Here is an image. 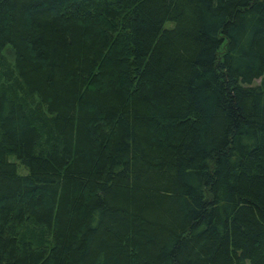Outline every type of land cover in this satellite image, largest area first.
Returning <instances> with one entry per match:
<instances>
[{"label": "trees", "instance_id": "obj_1", "mask_svg": "<svg viewBox=\"0 0 264 264\" xmlns=\"http://www.w3.org/2000/svg\"><path fill=\"white\" fill-rule=\"evenodd\" d=\"M246 262L264 0H0V264Z\"/></svg>", "mask_w": 264, "mask_h": 264}, {"label": "rangeland", "instance_id": "obj_2", "mask_svg": "<svg viewBox=\"0 0 264 264\" xmlns=\"http://www.w3.org/2000/svg\"><path fill=\"white\" fill-rule=\"evenodd\" d=\"M2 54L5 56V58L8 61H10V62L12 61L13 53H12V50L9 47H4L3 50H2ZM18 172L19 173H24L25 170L22 169V168H19ZM245 264H248V263L246 262Z\"/></svg>", "mask_w": 264, "mask_h": 264}]
</instances>
